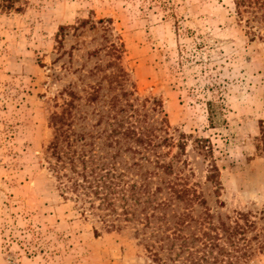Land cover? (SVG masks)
I'll return each instance as SVG.
<instances>
[{
    "label": "rangeland",
    "instance_id": "rangeland-1",
    "mask_svg": "<svg viewBox=\"0 0 264 264\" xmlns=\"http://www.w3.org/2000/svg\"><path fill=\"white\" fill-rule=\"evenodd\" d=\"M16 5L20 12L0 11V264H154L133 229L108 231L82 215L48 169L54 114L96 135L128 98L188 136L184 172L211 213L252 209L264 226V19L253 34L234 0ZM196 138L209 140V157ZM213 162L218 188L207 180ZM203 209L195 203L196 214ZM252 244L248 264H264Z\"/></svg>",
    "mask_w": 264,
    "mask_h": 264
},
{
    "label": "trees",
    "instance_id": "trees-1",
    "mask_svg": "<svg viewBox=\"0 0 264 264\" xmlns=\"http://www.w3.org/2000/svg\"><path fill=\"white\" fill-rule=\"evenodd\" d=\"M18 1L0 0V11L20 12ZM234 3L239 20L255 34L264 19V0ZM122 95L128 97L127 92ZM118 105L114 99L113 107ZM161 108L153 110L161 113ZM106 116L110 128L96 135L65 128L64 112L52 118L57 134L49 146L53 160L48 169L56 190L76 203L82 215L97 217L108 231L133 229L154 264H248L255 250L252 240L264 251V226L258 227L257 211L216 216L204 196L190 186L184 172L189 163L183 159L188 153L186 134L176 137L165 117H152L146 105L140 108L130 98L124 108ZM260 131L263 138L257 149L264 152V119ZM192 143L209 157L208 139L196 138ZM207 171V180L218 188V166L213 162ZM195 203L204 208L198 214Z\"/></svg>",
    "mask_w": 264,
    "mask_h": 264
}]
</instances>
